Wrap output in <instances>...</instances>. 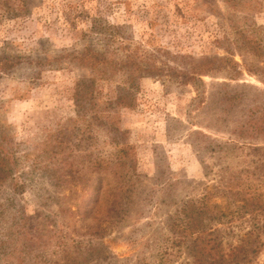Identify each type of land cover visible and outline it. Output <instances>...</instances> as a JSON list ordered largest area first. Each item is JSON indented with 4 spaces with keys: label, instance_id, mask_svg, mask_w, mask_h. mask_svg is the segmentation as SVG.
Returning a JSON list of instances; mask_svg holds the SVG:
<instances>
[{
    "label": "rangeland",
    "instance_id": "1",
    "mask_svg": "<svg viewBox=\"0 0 264 264\" xmlns=\"http://www.w3.org/2000/svg\"><path fill=\"white\" fill-rule=\"evenodd\" d=\"M260 115L264 0H0V264H264Z\"/></svg>",
    "mask_w": 264,
    "mask_h": 264
},
{
    "label": "trees",
    "instance_id": "2",
    "mask_svg": "<svg viewBox=\"0 0 264 264\" xmlns=\"http://www.w3.org/2000/svg\"><path fill=\"white\" fill-rule=\"evenodd\" d=\"M216 60H218V62H221V64H224L227 61V59L225 58H221V59L204 58V60L200 61L199 65L195 68L196 74L201 75L203 73H207L211 71L214 68V64ZM230 62H231L230 64L232 65H229V66H235L236 63H233L232 61ZM217 66H222V65H216V67ZM239 138H243L245 140H248V139L252 140L253 138H256V140H261V142H263L264 141V115H260L255 118L248 119L247 125L244 124L243 126H241ZM249 140L248 142H251ZM254 150L256 152H260L262 148L256 147ZM244 206H246L245 203L242 205V207L244 208ZM229 214H234V211H231V213ZM232 219L233 217H230V221ZM187 223L190 224V234H191V228H192L191 216H189Z\"/></svg>",
    "mask_w": 264,
    "mask_h": 264
}]
</instances>
